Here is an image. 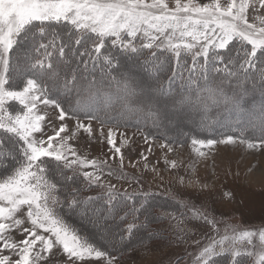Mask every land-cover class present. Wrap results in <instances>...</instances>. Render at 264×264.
<instances>
[{
    "label": "snow or ice",
    "instance_id": "6c2138e0",
    "mask_svg": "<svg viewBox=\"0 0 264 264\" xmlns=\"http://www.w3.org/2000/svg\"><path fill=\"white\" fill-rule=\"evenodd\" d=\"M260 9L264 0H174V7L167 0H0V264H41L53 249L71 264H115L114 252L83 239L57 207L100 228L113 248L135 239L145 253L140 264H148L153 244L167 243V233L149 225L150 194L106 185L104 165L71 147L79 132L93 134L84 119L118 127L135 117L164 128L190 121L222 129L220 138L192 139L209 153L217 144L264 152ZM255 94L260 100L249 105ZM46 124L52 134L44 139L37 134ZM113 137L110 128L115 147ZM200 148L197 156L206 157ZM121 204L129 210L122 213ZM195 216L219 232L215 220ZM117 220L113 233L109 222ZM230 231L203 245L194 264H264V231ZM244 242L248 248L238 247Z\"/></svg>",
    "mask_w": 264,
    "mask_h": 264
},
{
    "label": "rangeland",
    "instance_id": "374dc122",
    "mask_svg": "<svg viewBox=\"0 0 264 264\" xmlns=\"http://www.w3.org/2000/svg\"><path fill=\"white\" fill-rule=\"evenodd\" d=\"M167 2L170 7H174V0ZM196 2L209 3L212 0ZM227 2L228 0H221L222 4L226 5ZM260 14H264V9H260ZM188 60L190 63L191 57H188ZM140 72L142 76H147L143 70ZM166 75H162L161 79ZM252 97L253 100L248 98L249 105L260 100L258 94ZM45 111L53 118L55 125L59 126L61 122L55 120L52 109ZM113 115H116V111ZM136 122L145 123L147 128L122 125L117 127L115 124L102 126L97 121L84 119L83 123L92 124L93 134L89 136L81 131L69 143L80 157L89 161L96 160L104 165L106 185L114 184L118 191L126 190L130 194H150L155 217H162L164 222L157 223L155 217L150 216L149 225L153 231L159 229L162 234L167 233L163 237L167 243L152 245V252L148 254V264H194V257L201 247L208 244L212 238L219 239L225 234L226 229L229 230L228 234H232L231 229L238 232L264 231V152H249L238 144H217L209 153L207 148H200L199 145L191 143L194 138L206 139L200 135L208 130L199 129L190 121L182 123L179 128L171 125L168 128L155 127L150 120L146 122L141 119ZM67 123L69 129L75 128V120H69ZM101 127L103 136L100 132ZM110 128L114 132L115 147L121 149L119 154L115 152V147L107 142ZM220 130L222 129L213 128L208 133L215 134ZM51 134L52 128L46 124L44 132L37 135L46 139ZM62 135L67 136L69 133ZM166 143L170 144L172 151L162 147ZM197 148L209 154L206 157H199L196 154ZM173 162L176 164L174 168ZM107 169H111L113 175L109 176ZM249 169L251 171H248ZM84 170L92 171L90 168ZM56 211L64 222L82 237L89 239L94 245L96 243L104 245L110 253L114 252L117 257L115 264H140L145 253L139 249L135 239L130 246L117 242L113 248L109 241L102 239L101 229L82 219L80 215L73 214L67 208L57 207ZM197 212L215 220V227L219 232L203 219L196 218ZM109 223L113 226L111 229L113 233L119 231L116 225L120 221ZM138 235L143 237L145 233L141 231ZM256 246L259 248L258 242ZM238 247L249 246L244 242ZM53 252L55 255H50L48 260L41 264H71L62 249H53ZM249 263L251 264V261ZM83 264L105 262L93 259Z\"/></svg>",
    "mask_w": 264,
    "mask_h": 264
},
{
    "label": "trees",
    "instance_id": "16d2710c",
    "mask_svg": "<svg viewBox=\"0 0 264 264\" xmlns=\"http://www.w3.org/2000/svg\"><path fill=\"white\" fill-rule=\"evenodd\" d=\"M14 58V57H13ZM163 76L164 75H166L165 73L164 74H162ZM162 76V77H163ZM254 98L253 97H250V99L249 100H253ZM254 102H256V101H254ZM252 104V103H251ZM136 118L135 117H133L132 119H130L127 123H121L120 125H122V126H124V127H126V126H129V127H135V128H147V125L145 124V123H143V122H136ZM149 130L147 129L146 130V132H148ZM222 130H220V131H218V132H216L215 134H213L212 132H211V134H210V132L208 133V131H205V134H203V135H200L202 138H220V132H221ZM151 133H155V132H151ZM206 134H208V135H206ZM210 135V136H209ZM152 200V198H150L149 197V202ZM124 203H126V204H129L130 205V202H124ZM122 213H123V211H128L129 209H127V208H125L124 207V204H121V206H120V209H119ZM132 217L131 216H129L128 217V219L130 220ZM140 219H141V221L142 220H144V216H141L140 217ZM119 221V220H118ZM113 227V226H112ZM82 237V236H81ZM83 239H85L84 237H82ZM86 240H88L89 242H91L92 243V241H90L89 239H86ZM96 245H98V247H101V248H105L104 247V245H101V244H97L96 243ZM111 252H112V250H111ZM118 253H120V251L118 252ZM250 264V263H249Z\"/></svg>",
    "mask_w": 264,
    "mask_h": 264
}]
</instances>
